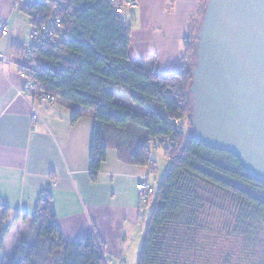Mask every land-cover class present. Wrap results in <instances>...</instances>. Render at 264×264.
<instances>
[{
  "label": "trees",
  "instance_id": "1",
  "mask_svg": "<svg viewBox=\"0 0 264 264\" xmlns=\"http://www.w3.org/2000/svg\"><path fill=\"white\" fill-rule=\"evenodd\" d=\"M63 1L56 40L36 47V69L26 64L22 72L30 71L40 93L93 111L91 180L97 181L110 148L125 164L153 167L155 142L172 161L150 198L155 205L137 264H254L245 251L264 219V184L237 157L204 146L185 129L188 119L191 126L193 80L186 60L196 47L190 50L185 41L179 72H148L130 58L132 30L117 13L120 0ZM25 3L33 28L47 23L56 8L55 0ZM118 93L140 110L118 103ZM81 118L75 111L72 123ZM133 128L146 134L140 136ZM9 212L0 204V255L10 232ZM34 223L39 224L35 241L21 242L8 264H106L94 234L77 242L63 236L50 198L40 204ZM239 246L245 248L241 257Z\"/></svg>",
  "mask_w": 264,
  "mask_h": 264
},
{
  "label": "crops",
  "instance_id": "2",
  "mask_svg": "<svg viewBox=\"0 0 264 264\" xmlns=\"http://www.w3.org/2000/svg\"><path fill=\"white\" fill-rule=\"evenodd\" d=\"M25 5V1L0 0V26L8 24V33L0 32V54L10 59L9 64L0 62V204L10 211V232L0 260L12 257L21 242L35 241L39 224L34 216L42 201L50 198L58 228L68 241L94 234L104 248L106 264H137L152 215H145L147 205L137 185L148 179L158 190L163 175L161 184L153 185L155 161L153 167L125 164L110 148L97 181L91 180L93 111L62 101L50 104L39 99L40 91H25L22 53L31 45L34 29ZM201 5L202 0H138L137 16L124 19L132 30L134 64L163 76L182 70L184 43ZM116 100L140 110L122 93ZM75 111L82 118L73 124ZM35 114L37 121L32 120Z\"/></svg>",
  "mask_w": 264,
  "mask_h": 264
},
{
  "label": "water",
  "instance_id": "3",
  "mask_svg": "<svg viewBox=\"0 0 264 264\" xmlns=\"http://www.w3.org/2000/svg\"><path fill=\"white\" fill-rule=\"evenodd\" d=\"M195 56L193 138L264 184V0H208Z\"/></svg>",
  "mask_w": 264,
  "mask_h": 264
},
{
  "label": "built area",
  "instance_id": "4",
  "mask_svg": "<svg viewBox=\"0 0 264 264\" xmlns=\"http://www.w3.org/2000/svg\"><path fill=\"white\" fill-rule=\"evenodd\" d=\"M27 2L29 5L35 4L37 2L41 3V1L37 0H22ZM56 2V8L54 9L53 13L49 17L47 23H45L42 27L40 28H34L31 34V45H29L23 52V59L26 64L29 65L32 69H36V64L34 61V50L36 47L42 46L44 43H50L54 42L56 40V35L60 31L62 27V19L60 16L61 10H63L65 3L63 0H55ZM138 7V0H120L119 6L117 8V13L120 15H123L126 10H134ZM0 32L3 35H6L8 33V24L7 22L3 23L0 26ZM0 62L3 64H9L10 59L3 55L0 54ZM30 71H24L22 72V77L26 79L27 81V86H26V93L30 94L33 91L37 90L36 89V81L32 79L31 77L28 76ZM39 99L41 101L50 103V104H55L57 102L56 98L52 97L51 95H47L44 93L39 94ZM39 119V115L35 114L32 117L33 121H37ZM158 144L157 143H152L153 148H157ZM137 191L142 197V199L148 203L150 201V198L155 194V189L150 185L148 179H145L141 181L137 185Z\"/></svg>",
  "mask_w": 264,
  "mask_h": 264
},
{
  "label": "rangeland",
  "instance_id": "5",
  "mask_svg": "<svg viewBox=\"0 0 264 264\" xmlns=\"http://www.w3.org/2000/svg\"><path fill=\"white\" fill-rule=\"evenodd\" d=\"M207 6V0H202V5H201V11H200V16L199 18L193 22L192 24V30L191 33L188 37V42H189V48L193 46H197L198 42V37H199V31H200V25L203 19V14L206 10ZM138 11H131V10H126L123 14L124 19L130 20L131 15L137 16ZM156 49V48H154ZM191 52V51H190ZM163 61L165 59H162ZM196 62V56L193 53H190V57L188 55V58L186 60V66L187 68H192L194 67ZM189 118V117H188ZM182 124V123H181ZM185 129L188 131V133H191V126L189 123V119L187 120L185 124ZM151 157L153 161L156 162L157 170L153 173V178H152V184L155 186H159L161 181H159L160 175H163V179L165 176L168 174L171 166H172V161L166 156L165 152L161 148H151ZM264 197V194H263ZM154 208V200L151 199V202L147 205L146 207V212L145 215L148 214L150 215L152 213V210ZM147 215V216H148ZM151 216V215H150ZM245 248L244 246H239L238 251H240V254L238 257H241L242 253L244 252ZM246 253L248 252L251 257H254V264H261L264 261V219L259 220V224L257 225L256 229L253 231L251 241L249 242V246L246 248ZM8 253V249L5 251V255ZM11 255L8 256V260H0V264H8L9 258Z\"/></svg>",
  "mask_w": 264,
  "mask_h": 264
}]
</instances>
